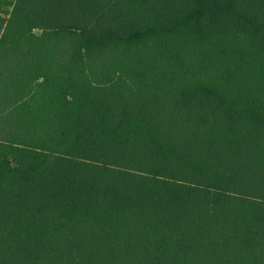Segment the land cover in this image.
<instances>
[{"label":"trees","instance_id":"trees-1","mask_svg":"<svg viewBox=\"0 0 264 264\" xmlns=\"http://www.w3.org/2000/svg\"><path fill=\"white\" fill-rule=\"evenodd\" d=\"M0 264H264V0H0Z\"/></svg>","mask_w":264,"mask_h":264}]
</instances>
